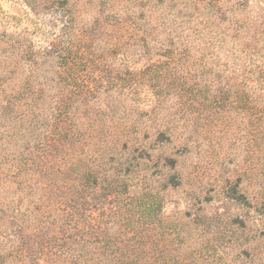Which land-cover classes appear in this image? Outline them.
<instances>
[{"label": "rangeland", "instance_id": "rangeland-1", "mask_svg": "<svg viewBox=\"0 0 264 264\" xmlns=\"http://www.w3.org/2000/svg\"><path fill=\"white\" fill-rule=\"evenodd\" d=\"M0 264H264V0H0Z\"/></svg>", "mask_w": 264, "mask_h": 264}, {"label": "trees", "instance_id": "trees-1", "mask_svg": "<svg viewBox=\"0 0 264 264\" xmlns=\"http://www.w3.org/2000/svg\"><path fill=\"white\" fill-rule=\"evenodd\" d=\"M12 47H14V44H12ZM23 54H27L28 50L26 48L22 49ZM34 63V62H33ZM31 67V66H30ZM33 69V68H31ZM30 76H27L18 84V86L13 88L12 94L13 97L15 98V103L17 106V113H16V135L18 137L17 139V144L21 143V146H23V149H19L18 153L15 154L14 159H15V164H16V171L13 174V177H16L17 182L19 184H23L24 186H29L30 184H27V179L29 177L30 170H31V164L35 162V157H39V162H38V168L39 165H41V172H44V169H42L44 165V157H41L39 153H35L31 149V142H30V136H34V134L37 132V130L42 126L44 123L48 122V119H54V122L56 125V128H58L60 125V122L65 121V112H66V107L62 109V106L57 105L56 110L52 111L51 114L45 116L46 122L42 121L38 113L34 110V106L38 105L37 99L39 97L42 98V92L43 88H41V92L36 94V90L33 88V78ZM26 105V107L23 108V106ZM65 124L61 123V128H65ZM40 132L36 133V137H38V141L33 144L35 146V150L41 149L45 150V148L48 146L47 142V136H44V138L39 137ZM66 134V133H65ZM67 135V134H66ZM58 148V147H57ZM34 152V156H33ZM46 152V151H44ZM11 168V167H10ZM74 163L71 162L68 167H66L65 171H60L61 174L63 175V179L61 182L63 184H67L68 180H71L74 182L76 179H78V176H75L74 180L70 178L71 173L74 171ZM85 178L84 186L87 187H94L95 183L97 182V177L95 174H93L90 170L82 174ZM56 181H58L56 179ZM74 184V183H72ZM69 205V204H68ZM40 207V206H39ZM77 224H75L76 228ZM31 237V236H30ZM59 236L55 237V243L54 245L56 246L57 244L59 246H62L63 242H60L62 238H58ZM45 238H42V240L36 241L33 240L32 243H30L29 247V254L36 258L39 257L43 254L45 251V248L49 246L50 240L44 241ZM63 241V240H62ZM24 243V242H23ZM24 247L18 246L17 252L20 253V250ZM40 249V250H39ZM60 249V248H59ZM33 254V255H32Z\"/></svg>", "mask_w": 264, "mask_h": 264}]
</instances>
